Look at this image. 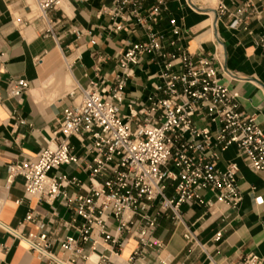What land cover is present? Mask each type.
Here are the masks:
<instances>
[{
	"label": "built area",
	"instance_id": "built-area-1",
	"mask_svg": "<svg viewBox=\"0 0 264 264\" xmlns=\"http://www.w3.org/2000/svg\"><path fill=\"white\" fill-rule=\"evenodd\" d=\"M34 1L32 18L42 19L45 35L54 36L48 13L68 0ZM239 2L238 9L230 11L220 1L216 15L227 18L228 28L250 33V18L259 19L264 0ZM164 10L163 0L144 13L140 0H114L111 7H104L102 11L112 19L109 30L124 29V21L130 18L145 38L128 41L113 57L116 72L108 85L99 66L94 67L95 80L74 85L68 93L70 102L62 108L44 148L6 164L7 177L0 189L7 190L20 176L23 198L48 205L40 219L28 211L25 222L40 229L57 223L77 232V237L67 235L58 242L45 232L36 237L29 234L27 247L39 258L58 263L51 252L57 243L68 251L64 264H149L148 252L154 255L152 264H168L160 256L163 243L153 234L162 216L182 225L189 249L205 251L185 223L181 207H204L206 219L214 221L224 218L220 206L236 209L240 205L239 166L234 161L220 162V153L229 147L236 149L252 171L264 169L262 128L254 116L239 110L238 93L221 81L222 74H232L223 66L218 71L214 55L190 53L180 43L177 29L170 34L156 30ZM71 32L79 37L82 31L73 28ZM253 46L264 55V32L253 39ZM221 47L218 40L214 49ZM145 56L157 67L149 84L151 91L143 102L126 101L128 80ZM27 89V79L18 76L8 97L19 101ZM10 117L15 114L10 112ZM69 165L85 178L60 171ZM205 192L210 196L205 197ZM3 201L0 197V210ZM59 207L68 219L60 217ZM221 235L217 231L213 239ZM127 239L135 240V246L124 257L122 247ZM86 242L91 244L87 255L79 246ZM97 244L102 245V253L95 254ZM244 263L264 264L255 253L247 254Z\"/></svg>",
	"mask_w": 264,
	"mask_h": 264
},
{
	"label": "crops",
	"instance_id": "crops-1",
	"mask_svg": "<svg viewBox=\"0 0 264 264\" xmlns=\"http://www.w3.org/2000/svg\"><path fill=\"white\" fill-rule=\"evenodd\" d=\"M157 0H140L141 12ZM167 10L156 30L170 34L177 29L180 43L194 56L217 57L220 66L233 77L221 75V81L238 93L239 110L255 117L264 133V55L253 46V39L264 32V10L259 19L252 16L250 33L227 27V18L216 15L217 4L223 2L230 11H236L239 0H216L213 18L205 13L207 5L191 0H163ZM114 0H68L48 13L54 22L53 35H45L42 19H33L34 0H0V185H4L7 173L5 166L11 161L34 156L46 146L64 105L70 102L69 91L76 84L87 85L95 80L94 67L99 66L105 75L107 85L116 72L113 57L118 55L128 41L144 39V31L128 18L124 29H108L111 16L104 13V7H111ZM205 6V7H204ZM118 21V19H117ZM81 32L76 37L71 32ZM94 40L93 44L91 40ZM222 42L215 50L217 41ZM156 65L145 56L134 68L128 80L126 101L143 102L150 93V82L155 79ZM22 76L28 81V89L18 101L9 98L14 79ZM125 111V110H124ZM10 112L15 117H10ZM22 120L23 122H19ZM79 152V151H77ZM234 161L239 166L237 183L242 194L236 209L219 207L224 218L207 220L204 207L183 205V219L196 234L205 251L199 247L189 249L182 233V225H176L167 217L159 218L154 236L163 243L161 258L168 264H245L249 253L259 255L264 262V169L252 171L238 155L234 147L220 153V162ZM70 176L83 180L85 174L73 165L62 166ZM23 179L16 176L6 190L0 189L4 199L0 210V264H64L68 251L57 243L51 252L58 261L39 258L26 244V237L41 232L52 235L57 242L65 236L77 237L74 230L66 231L57 223H48L43 229L31 222H25L28 211L41 218L48 205L38 204L35 199H24ZM209 197V193H203ZM260 197L261 202L256 198ZM59 215L68 219L64 208ZM113 230V226L110 227ZM217 231L222 235L213 237ZM83 254L91 252L90 242L79 244ZM135 240H125L122 256L126 257ZM97 244L95 254L102 253ZM148 263L154 255L149 253Z\"/></svg>",
	"mask_w": 264,
	"mask_h": 264
},
{
	"label": "bare ground",
	"instance_id": "bare-ground-1",
	"mask_svg": "<svg viewBox=\"0 0 264 264\" xmlns=\"http://www.w3.org/2000/svg\"><path fill=\"white\" fill-rule=\"evenodd\" d=\"M192 3H197L200 2L203 5H207V7H205L207 9V11L205 13H207L208 15H210L211 19L213 18V8L214 6L217 4L216 0H191Z\"/></svg>",
	"mask_w": 264,
	"mask_h": 264
}]
</instances>
